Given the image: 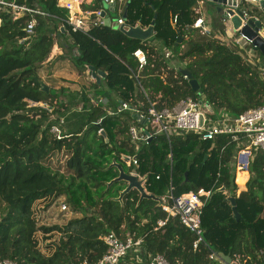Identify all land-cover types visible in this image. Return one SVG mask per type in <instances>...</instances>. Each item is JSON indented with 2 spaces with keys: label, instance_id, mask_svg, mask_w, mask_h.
I'll return each instance as SVG.
<instances>
[{
  "label": "trees",
  "instance_id": "16d2710c",
  "mask_svg": "<svg viewBox=\"0 0 264 264\" xmlns=\"http://www.w3.org/2000/svg\"><path fill=\"white\" fill-rule=\"evenodd\" d=\"M19 1L50 15H35V31L28 35L30 14L15 16L0 8L1 257L17 264H91L105 254L103 237L113 232L120 239H142L139 254L144 260L137 263L136 253L130 251L118 264H147L149 256L158 253L172 264H224L217 259L219 253L230 255L237 264H263V150L254 152L250 178L235 195L240 214L236 220L232 204L219 190L237 188L233 155L238 142L232 135L203 140L193 132L170 139L158 134L137 149L128 132L131 124H139L137 115H148L150 102L159 109L171 108L190 96L234 115L261 106L264 81L259 64L222 41L220 33L208 37L192 27L198 0H131L125 20L129 25L147 27L158 13L155 35L145 41L104 25L88 33H61L68 10L59 7L58 0ZM88 7L105 9L102 0H93ZM242 8L258 12L246 4ZM108 13L113 21L119 18L117 12ZM53 33L71 37L69 48L78 50L74 58L79 68L90 65L106 73L94 83L93 93H78L81 108L79 103L56 100V92L46 90L39 75L55 44ZM137 48L144 49L148 59L139 73L142 86L133 75L138 71L133 55ZM170 58L183 67L171 66ZM182 69L198 80V91ZM89 94L106 97L112 113L102 103H92ZM122 102L132 109H120ZM54 125L60 126L61 138L52 132ZM62 150L69 154V176L46 163ZM126 156H135L137 165H128ZM119 166L144 176V186L154 197L142 198L137 188L121 196L128 182L118 179ZM247 177L246 172L238 173L236 182L243 187ZM171 186L175 195L201 188L212 191L202 211V241L178 217L158 224L167 218L161 197ZM62 196L81 216L61 225H41L36 204ZM41 242H46L44 249Z\"/></svg>",
  "mask_w": 264,
  "mask_h": 264
},
{
  "label": "built area",
  "instance_id": "2783aa9c",
  "mask_svg": "<svg viewBox=\"0 0 264 264\" xmlns=\"http://www.w3.org/2000/svg\"><path fill=\"white\" fill-rule=\"evenodd\" d=\"M92 1L93 0H58L57 5L68 10V16L62 20L60 29L63 28L69 34H74L77 32L88 33L94 26H105L104 18L102 17L103 11L106 13H108V11L117 12L119 15V18L111 22V28L119 30V27L126 23V19L123 17V5L126 0H102L107 8L98 10L88 7ZM205 1L206 0H198L197 4L194 6L193 9L197 17L192 27L198 29L202 35L211 37L214 32L202 14L201 6ZM263 1L264 0H237L236 5L230 6L234 11L233 15H237L241 19L242 24L240 29L246 25L251 18L260 20L264 23V8L261 6V2ZM243 4L247 6H249V4L257 5L258 12L250 14L247 8H242ZM0 8L15 16L30 14L31 18L27 20L25 28L28 35H32L35 31L37 25L35 15H50L49 13L33 8L27 3L19 0H0ZM221 13L222 22L227 25L226 33H232L233 36L236 33L239 35L238 38L234 39L238 46L241 42H245V44H248L250 47L251 51L257 50L254 48L251 39L233 27V15L230 14L225 7L222 9ZM172 22L176 24L177 16L173 18ZM114 25H116V27H114ZM261 35L264 37V32H262ZM220 38L225 42H228L230 39L225 36ZM55 44H58L57 39H55ZM133 55L138 61V71L133 75L141 85L139 73L147 65V54L144 49L137 48L133 52ZM165 55L169 58L171 55L170 51H166ZM259 67L261 70V78L264 81V63L259 64ZM89 97L92 103L95 105L102 103L106 111L112 113L111 109L107 108L108 99L106 97H95L94 95L92 96V94H89ZM120 109H132V107H130L128 103L122 102L120 104ZM104 117L105 116L101 117L97 123H101ZM136 119L139 124H131L128 132L137 149L143 142L152 139L158 134H164L170 139L176 134L193 132L200 135L203 140H213L219 135H232V139L238 142L233 155V165L236 168V175H238L239 172H246L249 175V166L254 158V152L257 150L264 151V103L261 106L250 108L241 114L234 115L225 109L215 110L205 99H194L189 96L182 99L171 108L165 107L159 109L156 107L155 102H150L148 115L144 116L139 114ZM51 130L57 138L62 137V131L59 125H54ZM100 132H102V129ZM125 160L128 165H137L138 163L135 156H126ZM235 179H237V176ZM211 194V190L201 188L197 192L190 191L175 195L171 186L161 197V205L163 210L167 213V218L165 220H159L158 224L164 225L169 216L178 217L184 225L199 236V241H202V211ZM62 207L67 209L66 204H63ZM103 240L107 244V251L102 258L91 264H118L130 251L136 253L137 263L144 260L141 253L139 254L142 247L141 238L133 239V237L129 236L126 239H120L115 233L111 232L106 234ZM261 254L264 264V251H261ZM211 257H213V255ZM0 264L17 263L12 259L4 258L0 255ZM147 264L172 263H170L163 254L158 253L150 255Z\"/></svg>",
  "mask_w": 264,
  "mask_h": 264
},
{
  "label": "rangeland",
  "instance_id": "374dc122",
  "mask_svg": "<svg viewBox=\"0 0 264 264\" xmlns=\"http://www.w3.org/2000/svg\"><path fill=\"white\" fill-rule=\"evenodd\" d=\"M201 7L204 13H208V15L211 16L214 31L217 32L218 30H221L222 33L226 35L227 25L222 22V13L216 14L212 2L209 1H205ZM126 8L128 11V6L124 7V11ZM175 16L178 15H174L173 18ZM115 17L116 13H114V19ZM236 34H234V36L228 40V43L233 48L240 50L239 47H236L234 41V38H238L239 36L238 34ZM53 36L55 37V39L59 40V42L61 40V44H59V49L55 47L52 49L48 60L44 62L43 66L39 69V75L41 77L42 83H44L48 88H51L56 92V97H54L56 100H69L73 105L74 103H79L78 107L81 108L82 101L80 98V94L78 93H93V85L96 82V79L92 76V71L89 69L90 65H86L84 68L80 67L81 69L79 68V65L77 64L74 58V56L77 55L78 50L72 49L71 47L69 48V46L71 45V37L64 35L62 36V38L59 39L56 36V33H53ZM158 45L161 46L160 43H158ZM240 51L243 54L248 53L247 50ZM253 52L256 58H259L262 61L264 60V54L261 53L259 50ZM169 62L171 66L177 68L183 67V64L176 58H170ZM68 156V152L64 150L55 152L52 157L46 160V163L55 171H59L60 173L69 176L71 171L67 167ZM131 173L138 174L135 171H132ZM140 176L141 175L138 174V177L140 179H144V176ZM234 182L237 185L236 189L229 187L223 192L228 201L230 197H235V195H238L243 189H245L242 188L235 180ZM63 204L67 205V209H64L62 207ZM35 209L37 215L39 216L41 225L43 224L46 226H51L55 224L61 225L66 223L71 218L81 216L80 212L72 210V207L69 206V204L67 203L65 196H62L57 200H44L38 202L35 206ZM39 236L41 237V233L39 234ZM58 237L59 234H56L55 239H57ZM45 243L46 242H41V246L43 249Z\"/></svg>",
  "mask_w": 264,
  "mask_h": 264
},
{
  "label": "water",
  "instance_id": "95a60500",
  "mask_svg": "<svg viewBox=\"0 0 264 264\" xmlns=\"http://www.w3.org/2000/svg\"><path fill=\"white\" fill-rule=\"evenodd\" d=\"M208 1H212L216 3L218 6V11H221L225 7L226 10L232 15L234 14V11L233 9H231L230 6H234L237 4V0H208ZM130 2L131 0L127 1V6L130 4ZM261 6L264 8V1L261 2ZM127 15H128V11L126 8L123 14L124 19H127ZM102 17L104 18L105 26L110 27L111 22H112V19L110 18V16H108L107 13L103 11ZM157 17H158V13L157 11H155L151 24L146 28H144L140 23L135 26L125 23L119 27V30L122 31L125 35L131 38L137 39V40L145 41L147 39H152L155 35V26H156ZM232 23L235 29H238L243 35H245L246 37L252 40V43L255 49L259 50L261 53L264 54V37L261 35L262 32H264V23H262L260 20H255L251 18L248 20V23L240 29L242 22H241L240 17L237 15H233ZM114 27H116V25H114ZM64 32L65 30L61 28V33H64ZM60 38L62 37L60 36ZM179 41H181V37H179ZM60 43H61V40H60ZM89 69L92 71V76L98 82H100L102 78L106 77V73L104 71L98 70L94 66H89ZM182 73L183 75H185L186 77L190 79V84L192 88L195 91H198L200 89L198 80L192 77V74L190 73L188 69H182ZM43 85H44V88L48 90V87L44 83ZM119 169H120V175L118 179L125 180L128 182V185L124 189V191H122L121 196H123L126 192L130 191L132 188H137L141 192L142 198L152 196L147 192L144 186V179H140L138 175L135 173L125 172L121 166H119ZM185 175L187 179L188 171H186ZM219 190L225 191V188L221 187ZM229 201L232 204V210H233V214L236 220H239L240 214L237 210L235 197H230ZM217 259L224 260V264H237L233 262L230 255H225L223 253H219V256L217 257Z\"/></svg>",
  "mask_w": 264,
  "mask_h": 264
},
{
  "label": "crops",
  "instance_id": "0c3cea01",
  "mask_svg": "<svg viewBox=\"0 0 264 264\" xmlns=\"http://www.w3.org/2000/svg\"><path fill=\"white\" fill-rule=\"evenodd\" d=\"M207 2H208V0H206ZM209 2H212V1H209ZM126 5H127V3H126ZM212 5H213V8H214V11L216 12V14H219V13H221V11H218V6H217V4L216 3H214V2H212ZM105 6V5H104ZM249 6L251 7V8H257V5H253V4H249ZM107 7L105 6V9H106ZM202 14L204 15V17H205V19L207 20V22L209 23V25L211 26V28H212V31L215 33L216 31H214V29H213V24H212V19H211V16L210 15H208V13H204L203 12V9H202ZM107 15L108 16H110L109 15V13H107ZM110 18H111V16H110ZM112 19V18H111ZM113 21V20H112ZM263 21H264V17H263ZM139 24V23H138ZM138 24H136V25H138ZM175 25V24H174ZM148 27V26H147ZM144 28H146V27H144ZM219 31V30H218ZM217 31V32H218ZM220 32V31H219ZM219 32L218 33H216V34H219ZM237 35V34H236ZM57 36H59L58 38L60 39V34L58 35L57 34ZM219 37H223V36H225L226 38L228 37V38H232L233 37V34L232 33H226V35H222V33H220L219 35H218ZM236 38V37H235ZM234 38V39H235ZM59 40H58V44H54V46H53V48L55 47V48H57V49H59ZM61 44V43H60ZM235 44H236V47H239V49L240 50H247V52L249 53V55H248V53L246 54L245 53V56L250 60V61H252L253 63H257V64H261V63H264V60L262 61L261 59H259V58H256L255 56H254V52L253 51H251L250 50V47L248 46V44L246 45L245 44V42H241V44L238 46V44L235 42ZM243 46V47H242ZM254 51H257V50H254ZM250 57V58H249ZM256 59V60H255ZM188 78V77H187ZM189 79V78H188ZM239 173H242V172H239ZM236 174H235V178H236ZM250 178V173H249V175H248V177H247V179H246V181H245V184H244V186L242 187V188H245L246 187V183H247V181H248V179ZM237 179H235V181H236ZM262 255V254H261ZM234 262V261H233ZM236 263V262H235Z\"/></svg>",
  "mask_w": 264,
  "mask_h": 264
}]
</instances>
